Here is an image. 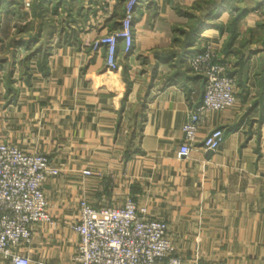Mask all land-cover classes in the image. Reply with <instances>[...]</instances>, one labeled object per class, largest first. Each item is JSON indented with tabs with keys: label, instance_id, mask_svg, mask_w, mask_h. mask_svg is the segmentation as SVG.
<instances>
[{
	"label": "crops",
	"instance_id": "crops-1",
	"mask_svg": "<svg viewBox=\"0 0 264 264\" xmlns=\"http://www.w3.org/2000/svg\"><path fill=\"white\" fill-rule=\"evenodd\" d=\"M125 1L0 0V141L59 169L43 184L53 224H32L23 254L67 261L78 200L118 191L167 223L184 264H264V0H140L132 51L110 69L90 43L119 28ZM206 43L231 63L237 100L207 112L178 158L203 91L187 58ZM214 128L224 140L204 151Z\"/></svg>",
	"mask_w": 264,
	"mask_h": 264
},
{
	"label": "built area",
	"instance_id": "built-area-1",
	"mask_svg": "<svg viewBox=\"0 0 264 264\" xmlns=\"http://www.w3.org/2000/svg\"><path fill=\"white\" fill-rule=\"evenodd\" d=\"M140 0H126L117 30L95 38L91 50L103 49L107 68H119L118 47L129 54L134 40L133 19ZM27 7L29 1H23ZM191 73L203 80L200 102L189 110L182 126L183 141L176 156L187 157L197 142L203 116L211 110H225L236 103V78L231 63L217 55L212 43L187 58ZM224 140V130L214 128L201 140L204 151L215 152ZM59 173L50 158L27 152L0 141V259L11 264H30L23 249L32 238V224H53L43 184ZM84 174H90L84 170ZM77 218L69 223L78 236L75 251L62 264H184L176 254L167 223L150 216L130 194L122 201L91 205L78 200ZM43 264V263H38Z\"/></svg>",
	"mask_w": 264,
	"mask_h": 264
},
{
	"label": "rangeland",
	"instance_id": "rangeland-1",
	"mask_svg": "<svg viewBox=\"0 0 264 264\" xmlns=\"http://www.w3.org/2000/svg\"><path fill=\"white\" fill-rule=\"evenodd\" d=\"M111 181V180H110ZM125 194L124 193H120L119 194V192L117 191V193H115L114 194V197L112 198V199H110L109 201L107 200V198H105V202L106 203H112V202H114V203H117V202H120V201H122V197L124 196ZM133 198V197H132ZM133 200H134V198H133ZM135 201V200H134ZM137 203V202H136ZM172 242H173V239H172ZM174 245V244H173ZM175 247V246H174ZM175 251H176V249H175ZM176 254L178 255V256H180L177 252H176ZM181 257V256H180ZM182 258V257H181Z\"/></svg>",
	"mask_w": 264,
	"mask_h": 264
},
{
	"label": "trees",
	"instance_id": "trees-1",
	"mask_svg": "<svg viewBox=\"0 0 264 264\" xmlns=\"http://www.w3.org/2000/svg\"><path fill=\"white\" fill-rule=\"evenodd\" d=\"M231 74H233L232 71H231Z\"/></svg>",
	"mask_w": 264,
	"mask_h": 264
}]
</instances>
